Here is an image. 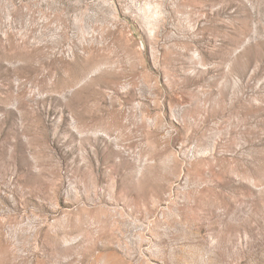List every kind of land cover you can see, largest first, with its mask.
<instances>
[{
  "label": "rangeland",
  "instance_id": "obj_1",
  "mask_svg": "<svg viewBox=\"0 0 264 264\" xmlns=\"http://www.w3.org/2000/svg\"><path fill=\"white\" fill-rule=\"evenodd\" d=\"M0 264H264V0H0Z\"/></svg>",
  "mask_w": 264,
  "mask_h": 264
}]
</instances>
